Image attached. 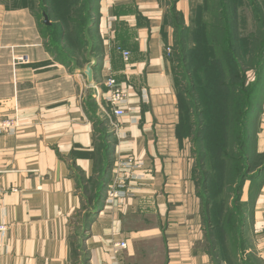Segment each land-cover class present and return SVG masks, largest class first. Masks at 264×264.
<instances>
[{
	"label": "crops",
	"instance_id": "1",
	"mask_svg": "<svg viewBox=\"0 0 264 264\" xmlns=\"http://www.w3.org/2000/svg\"><path fill=\"white\" fill-rule=\"evenodd\" d=\"M175 2L188 19L191 0ZM98 10L91 83L88 63L60 61L48 51L30 8L0 0V120L13 123L0 132V220L8 225L0 264H112V245L121 240L127 242L121 264H212L203 247L191 145L176 133L178 76L168 50L174 28L167 0H100ZM117 46L130 53L128 60ZM110 76L128 85L121 116L95 97L96 90L106 95ZM98 120L112 134L110 179L120 159L133 156L140 167L132 194L104 201L84 230L74 220L82 205L80 180L94 174ZM250 126L262 153L264 94ZM249 190L248 181L244 200ZM247 227L264 261V177ZM76 240L83 246L78 262Z\"/></svg>",
	"mask_w": 264,
	"mask_h": 264
},
{
	"label": "trees",
	"instance_id": "2",
	"mask_svg": "<svg viewBox=\"0 0 264 264\" xmlns=\"http://www.w3.org/2000/svg\"><path fill=\"white\" fill-rule=\"evenodd\" d=\"M1 1L8 7L32 10L55 58L80 66L94 60L100 40L95 28L100 0H65L66 4L62 0L58 5L56 0ZM175 1L167 20L176 30L171 52L178 76L176 133L180 142L187 139L191 145V179L200 200L203 247L212 264L213 256L228 264L232 259L237 264H264L252 255L247 227L264 177V152H257L250 126L258 94L264 91V0H202L199 4L191 0L188 19ZM246 4L251 8L252 25L242 9ZM46 16L50 24L44 23ZM205 99L214 107L205 106ZM98 121L102 126L97 128L94 174L80 180L81 190L86 184L81 209L84 199L91 202L85 209L84 230L103 206L113 167L112 134L105 122ZM248 181L249 199L244 200ZM73 247L78 262L83 246L73 242ZM244 255L249 259L244 261Z\"/></svg>",
	"mask_w": 264,
	"mask_h": 264
},
{
	"label": "built area",
	"instance_id": "3",
	"mask_svg": "<svg viewBox=\"0 0 264 264\" xmlns=\"http://www.w3.org/2000/svg\"><path fill=\"white\" fill-rule=\"evenodd\" d=\"M112 3L115 0H107ZM116 49L123 54L125 60H128L130 53L124 50L120 46ZM171 51V48H168ZM27 60L18 57V62H26ZM107 87L106 95L104 96L101 90H96L95 97L98 99H105L106 104L111 109L115 116H121L125 113V104L128 100V85L126 82L118 81L116 78L110 76L105 82ZM13 123L10 119L0 120V132L10 131ZM140 167L139 161L133 157L128 156L127 158L120 159L116 162L115 170L113 171V178L108 184L105 202H114L117 198L129 196L132 194V188L135 187V182L138 179L133 171ZM3 196L4 190L0 186V211L3 206ZM8 230V225L0 220V251L3 245L2 238L6 231ZM127 249V242L125 240L115 241L112 245L111 253V263L121 264L120 255L124 250Z\"/></svg>",
	"mask_w": 264,
	"mask_h": 264
},
{
	"label": "rangeland",
	"instance_id": "4",
	"mask_svg": "<svg viewBox=\"0 0 264 264\" xmlns=\"http://www.w3.org/2000/svg\"><path fill=\"white\" fill-rule=\"evenodd\" d=\"M57 1V5L58 4H60L61 3V1L62 0H56ZM202 0H193L192 2H193V4H199V2H201ZM64 2H65V0H64ZM167 3H168V9H169V11H171L172 10V5H173V0H167ZM65 4H66V2H65ZM192 4V3H191ZM192 4V5H193ZM58 11H60V10H62L63 8H62V6L61 5H59L58 6ZM240 9H241V7H240ZM242 9H244L245 11H246V13H245V16H246V19L248 20H250V22L248 23V24H250V25H252V19H251V8H249V6L246 4V7H242ZM239 23L241 24V19L239 20ZM175 35H176V30L174 31V37H175ZM174 43H175V38H173V42H172V45H171V47H172V50H173V46H174ZM68 51V50H67ZM181 71H183L184 72V69H182ZM264 94V91H260V93L258 94L259 96L257 97V98H259V101H258V103H257V111L256 112H259V110H260V98H261V96ZM203 103H204V105L205 106H208L209 108H212V107H214V106H212V107H210L209 106V101H208V99H205L204 101H203ZM214 109H216V108H214ZM86 184L84 183V185L82 184L81 186L84 188V186H85ZM83 188H82V190H83ZM91 189V188H90ZM86 198V197H85ZM91 202L89 201V199H84V201H83V206H82V209L80 210V212L78 213V216H79V219L78 218H76L75 220H74V222L75 223H78V221H80V223H81V226L83 225V222L84 221H86V214H87V211H85V209H86V207L90 204ZM76 246H78V247H80V241H78V240H76ZM256 253H252V255L254 256V257H256L257 255H255ZM79 256H82V252H81V250H79V254H78ZM243 258V260L245 261V260H248L249 259V256L248 255H244V257H242ZM258 260H260V261H262V262H264L263 260H261V259H259L258 258ZM230 262L232 263V264H237V262H236V260H234V259H232V260H230ZM213 263L214 264H228L227 262H223L222 261V258L220 257V258H218V257H215V256H213Z\"/></svg>",
	"mask_w": 264,
	"mask_h": 264
},
{
	"label": "water",
	"instance_id": "5",
	"mask_svg": "<svg viewBox=\"0 0 264 264\" xmlns=\"http://www.w3.org/2000/svg\"><path fill=\"white\" fill-rule=\"evenodd\" d=\"M44 23L50 24V21H49L47 16L44 18ZM84 74L87 76L88 81L92 83L93 82V78H94L93 63L92 62L87 64V66H86V68L84 70Z\"/></svg>",
	"mask_w": 264,
	"mask_h": 264
}]
</instances>
